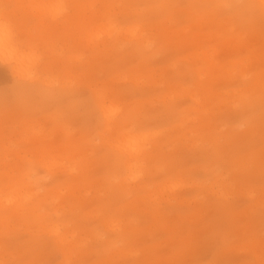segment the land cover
Wrapping results in <instances>:
<instances>
[{"label": "rangeland", "instance_id": "rangeland-1", "mask_svg": "<svg viewBox=\"0 0 264 264\" xmlns=\"http://www.w3.org/2000/svg\"><path fill=\"white\" fill-rule=\"evenodd\" d=\"M263 4L0 0V264H264ZM109 103L155 135L136 179Z\"/></svg>", "mask_w": 264, "mask_h": 264}, {"label": "bare ground", "instance_id": "bare-ground-1", "mask_svg": "<svg viewBox=\"0 0 264 264\" xmlns=\"http://www.w3.org/2000/svg\"><path fill=\"white\" fill-rule=\"evenodd\" d=\"M104 30H106V31L108 30L109 31L108 34H111V33L117 34L119 32L124 31V32L128 33L129 36L133 37L131 39H135L134 41H137L140 43L143 41L142 36L145 35V32L141 28H139L138 26L121 28L120 26H112V24H110V22L104 26ZM104 30H102V31H104ZM106 31L104 32L105 34H106ZM102 34H103V32H102ZM96 36L98 37L99 34H96ZM29 51H28V54H32V51L31 50H29ZM1 54H6V55L10 56L9 57L10 62H12V60L15 59L16 63L18 64L17 72H20V74H21V71H24L23 70L24 69V62L26 60H25V57H23V56H26L27 53L16 54V49L10 40V34H9L8 29L4 25L0 24V55ZM0 57L2 58V56H0ZM5 57H7V56H5ZM5 61H7V60L5 59ZM0 62H2L1 59H0ZM224 73H226V72H224ZM227 73H228V71H227ZM16 74H19V73H16ZM133 74L131 75V77L134 76ZM233 74L234 73H232V74L230 72L228 73L229 76H232ZM134 77H136V76H134ZM122 78L127 79L124 76H122ZM186 91H188V90H186ZM116 92L117 91H115V93ZM205 92H207V91H205ZM115 93H113V94H115ZM202 93H204V92H202ZM207 93H209V92H207ZM187 95L189 96L188 93H187ZM94 96H95L96 102H98V100L103 96V92L101 90H99V91L94 93ZM234 105H235V103H234ZM98 110L100 112H102V115L104 117L103 119H105V122H106L105 131L109 132V131H112L113 129H115L116 134L118 136V138L113 140V141H108L106 138H102L100 136V138H102L103 148H107L110 151H113L118 157L121 156L120 158L124 159L122 161L123 162L122 163L123 168L128 172L129 176L136 179L138 177V175L141 174V172H142V171L138 172V170L141 169V167L143 166V163H146L145 156L143 155V153L145 152L146 149H144L143 145L145 143H147L148 140L154 138L155 135H153L152 133L146 134V132L145 133H138V132H135V129H134L135 127H130V125L127 126L126 122L128 121V112H126V107L123 104L109 103V105L107 107L102 106V107H99ZM100 112H98V113H100ZM126 127H127V129H125L126 130L125 131L123 128H126ZM138 129L140 130V128H138ZM142 131H144V130H142ZM147 133H148V131H147ZM86 141L87 140L84 139L80 142V144L82 145ZM175 186H178V184ZM0 199H1V196H0ZM6 201H7V203H10L13 201V199L9 198V199H6ZM103 222L106 223V224L103 223L104 226H107V228H111V227H109V224H108L109 220H107V221L103 220ZM53 232L58 234L59 230L55 228V229H53ZM62 240H63V238H61V241Z\"/></svg>", "mask_w": 264, "mask_h": 264}, {"label": "snow or ice", "instance_id": "snow-or-ice-1", "mask_svg": "<svg viewBox=\"0 0 264 264\" xmlns=\"http://www.w3.org/2000/svg\"><path fill=\"white\" fill-rule=\"evenodd\" d=\"M49 7H52L54 9H59V8L65 7V6L64 5H50Z\"/></svg>", "mask_w": 264, "mask_h": 264}]
</instances>
